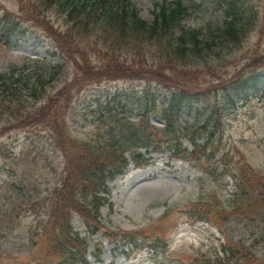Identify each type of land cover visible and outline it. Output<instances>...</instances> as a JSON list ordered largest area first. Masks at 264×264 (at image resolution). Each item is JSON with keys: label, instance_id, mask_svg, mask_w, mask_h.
<instances>
[{"label": "rangeland", "instance_id": "1", "mask_svg": "<svg viewBox=\"0 0 264 264\" xmlns=\"http://www.w3.org/2000/svg\"><path fill=\"white\" fill-rule=\"evenodd\" d=\"M134 1L143 17L151 21L156 4L162 0ZM183 1L191 8L186 26L216 29L223 25L224 13L213 0ZM41 2L0 0V17L5 15L18 25L11 38L0 42V72L31 64L34 59L60 61L59 55L54 53L53 42L64 53L68 68L65 79L55 83L49 92L55 94L75 77L80 79L81 89L66 110L58 104L50 109L46 106V119H54L59 106L63 121L68 119L70 124L67 128L70 134L54 136L52 144L43 130L46 122L38 129L32 123L34 108L45 106L44 103L37 106H32L33 100L26 103L20 119L5 120L0 114V143L6 154L5 161L0 158V264H55L58 261L55 251L36 235V230L49 219L47 204L54 187L60 183L57 180L65 161L64 147L79 146L77 138L103 139L111 130L117 133L122 147L127 148V155L131 151L142 152L149 162L143 167L132 163L122 174L109 180L108 192L102 193L109 198L101 208L102 220L110 231H141L137 242L144 238L145 243L115 241L104 229L86 226L83 219L75 215L76 230L87 234L89 244L81 245H89L87 256L91 264H227L225 247L241 242L252 249L236 245L237 256L245 250H253L255 258L263 256L264 241L256 239L259 237L254 227L244 225L248 219H238L240 222L229 223L226 228L218 218V209L231 198L235 200L239 189L237 173L236 176L218 174L224 153H229L227 158L231 163L247 164L251 178L255 172H264V99L258 97L260 94H253L236 102L235 108L226 109L218 131L220 138H212L214 145L209 146V150L215 149L216 163L212 161V172L206 175L204 161L198 163L191 156H185L186 150H192V144L181 132L192 114H184L178 133L153 131L156 132L154 138L164 143L158 147L156 142L144 138L145 126L141 121L148 119V115L144 113L141 99L148 90L152 97L163 99L167 92L157 85L184 86L183 89L202 93L203 99L213 98L216 92L212 91L214 83L208 70L222 65L218 57L209 55L204 61L200 60V64L190 66L176 60L160 63L148 49L136 51L115 36L98 37L72 29L62 13L55 8L47 9ZM252 2L260 17L243 45L231 52L234 57L228 69L242 67L252 54L264 53V0ZM154 50L155 46L152 52ZM219 51L217 48L213 55L219 56ZM150 85L154 87L149 88ZM64 95L57 99L65 102L72 97L70 91ZM112 98L120 99L122 105L115 108L118 113L105 116L99 104ZM130 101L136 102L131 110ZM203 105V102L199 104ZM42 111L43 108L40 113ZM150 121L162 126L154 114ZM32 130L41 137L27 135ZM177 140L180 146L176 152L173 148L179 144ZM168 141L174 145H168ZM43 166L47 172L45 178H34L36 168ZM237 172L240 174L239 170ZM250 208L241 210L253 214L256 207L250 204ZM227 236L232 240L228 242ZM97 251H101L99 259L94 256ZM255 258L243 261L258 264Z\"/></svg>", "mask_w": 264, "mask_h": 264}, {"label": "trees", "instance_id": "2", "mask_svg": "<svg viewBox=\"0 0 264 264\" xmlns=\"http://www.w3.org/2000/svg\"><path fill=\"white\" fill-rule=\"evenodd\" d=\"M41 1L46 6L48 3H60L59 11L63 8L64 14L69 20H76L79 23L77 24L79 31L96 34L98 37L115 36L124 45L129 43V47H133L136 51L143 48L148 49L154 60L160 63L165 60H176L187 65L191 60H198L202 55L206 53L210 55V52L213 51V37L204 41L200 37L202 31L184 27L183 18L187 15L189 6L182 0H164L158 4L159 9L156 11L152 23L142 18L138 7L132 0ZM215 2H219L226 15L225 24L222 28H218V34L222 36L226 46H241L246 36L257 24L259 16L256 7L254 8L250 0H215ZM177 32L180 33L177 34ZM153 46H155V50L152 52ZM224 57L227 58V53L224 54ZM261 57L253 60L254 64L257 63L256 66L249 64L233 74L224 70L222 66L212 67V70H219L222 80L221 86L224 94L221 99L231 97L230 102L223 103L224 106L230 107L234 102L233 97L243 96L242 93L249 86L253 92L264 89V85H262L264 78H260L257 73L262 68L260 65H264V57ZM259 79H261L262 88L259 87ZM43 81H46V74L37 75V72L28 68L25 71L15 69L7 75L0 74V113L4 114L5 112V120L19 117L23 111V105L19 103L22 101V96L29 95L38 99L43 95L40 91L43 88ZM262 94L264 95V92ZM194 97H199V94L178 90L172 91L169 100L161 105L155 99L148 98L144 103L148 108L147 112L154 109L163 118L167 128L174 127V131H177L175 128L177 126L176 115L185 105L190 106ZM14 104L17 105L14 106ZM208 106L211 110L207 118L189 125L185 130V136L194 141L195 147L200 146L199 138L208 141L209 137L214 134L210 132L214 126L215 131L221 126L220 101L215 99L209 101ZM106 109H108L107 105ZM150 127L155 128L153 125ZM66 128L65 124L63 126L54 124L50 134L58 137L66 132L69 135L70 132ZM113 136L112 133H109V136L103 140L85 139L86 141L77 138L76 142L79 146L64 147L66 160L61 177L63 182L58 189L55 188L51 193L49 203L51 210L48 208L51 213L49 219L44 222L40 230H36V235H39L41 240L44 239L47 246L60 256V264L75 262L80 259L79 257H82V252L77 249L81 243L76 235L78 232L71 224L72 213L77 211L88 225L93 223L98 227L99 225L92 221L99 222V209L105 202L104 197L98 192L107 188L108 177H115L129 163L125 155L126 150L117 144ZM145 136L151 141L150 131H146ZM132 158L137 165L143 163L135 156ZM232 169L237 170L236 166H232ZM238 170H242L241 173L244 174V176H239L241 193L239 198L234 200L235 203L232 201L230 207L234 209V213L241 211L242 219H248V222H251L249 224L257 227L255 229L259 231L260 238L264 240V173L255 172L251 174V178L247 164L239 165ZM40 174L47 175L44 166L36 168L35 175ZM250 204L256 207L253 214L242 211L251 209ZM48 210H46L47 213ZM230 253L231 258L234 257V249L229 250ZM250 257L255 258L251 250H245L241 256H237L235 263L243 264V259L247 260ZM255 259L258 264H264V256H257ZM244 263L252 264V262Z\"/></svg>", "mask_w": 264, "mask_h": 264}]
</instances>
